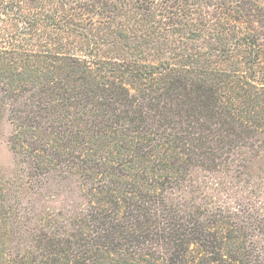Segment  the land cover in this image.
Listing matches in <instances>:
<instances>
[{
	"label": "trees",
	"instance_id": "trees-1",
	"mask_svg": "<svg viewBox=\"0 0 264 264\" xmlns=\"http://www.w3.org/2000/svg\"><path fill=\"white\" fill-rule=\"evenodd\" d=\"M5 114L0 209L44 250L5 264H264L247 200L264 180V0H0ZM196 171L245 202L187 197ZM71 190L82 204L37 211Z\"/></svg>",
	"mask_w": 264,
	"mask_h": 264
},
{
	"label": "rangeland",
	"instance_id": "rangeland-1",
	"mask_svg": "<svg viewBox=\"0 0 264 264\" xmlns=\"http://www.w3.org/2000/svg\"><path fill=\"white\" fill-rule=\"evenodd\" d=\"M12 124L7 119V116H2L0 118V179L11 178L15 174L16 162L15 155L13 154L9 138L12 134ZM231 180V179H230ZM192 185L190 186V193L187 194V197L190 196L196 202H208L212 205H234L236 199L240 202H245V196L239 195L237 189L234 188L233 181L229 182L226 176H220L218 173H212L207 171H196L193 180L191 181ZM188 190V188H187ZM259 194L256 196H248L247 200L252 205L256 211H259L260 215L264 216V180L260 182L259 185ZM79 191L71 190L66 194L60 193L50 200L37 201V211L42 209L44 205H49L55 209L64 210L67 208L68 204H82L84 201L80 198ZM23 203H25L28 196L20 193ZM4 193L0 192V197H3ZM24 198H23V197ZM72 200V203H71ZM260 203L258 204V202ZM3 202L0 199V203ZM2 210V209H0ZM7 208L2 212L0 211V264H5V260L14 258L16 254H26L30 257L33 255L32 252L36 253L39 258V254L44 252L41 247L34 248L30 238L27 236L24 238H19L17 234H8L10 228L9 213H6ZM39 225V224H38ZM35 250V251H34Z\"/></svg>",
	"mask_w": 264,
	"mask_h": 264
}]
</instances>
